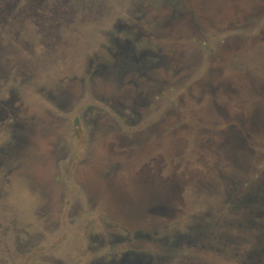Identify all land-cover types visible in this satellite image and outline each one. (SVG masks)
<instances>
[{
  "label": "rangeland",
  "instance_id": "374dc122",
  "mask_svg": "<svg viewBox=\"0 0 264 264\" xmlns=\"http://www.w3.org/2000/svg\"><path fill=\"white\" fill-rule=\"evenodd\" d=\"M84 2V9H75L61 30L64 58L60 53L57 58L46 57L47 40L39 33L41 37L34 35L35 41L24 45L26 50L20 45L26 56H42L33 76L8 84L0 77V100L13 97L8 91L12 87L14 105L22 110L21 128L10 130L11 148L4 145L8 154L0 152V264H119L122 257L115 254L125 248L107 244L105 223L94 212L93 202L103 196L114 202L112 192L116 193L115 213L138 220L140 207L146 208L149 195L152 198V191H157H133L135 185L146 182L171 193V200L158 196L150 212L165 216L148 213L136 225L137 230L158 232L157 241H138L129 246L138 254L127 252L123 258L144 264H264V160L250 155L264 151V129L258 132L260 139L244 129L238 154L228 151L230 144L225 151L218 150L215 142L222 137L214 133L215 123L221 122L227 137L235 140L242 125L264 122V0ZM72 3L77 0H68L71 9ZM256 10L259 14L253 15ZM190 11H195L193 21ZM144 51L159 59L157 68L147 60L148 55L143 61L132 60L135 52ZM134 74L156 78L150 81L154 89L137 88ZM50 76L65 79L67 93H74L67 85L75 78L79 88L82 83L90 88L95 77L100 84L111 81L114 89L124 87L120 92L136 89L144 111L137 104L135 112L125 116L119 107L101 111L98 119L102 124L110 122L111 133L101 127L102 133L92 134L93 125L83 118L82 143L88 144L86 152L98 154L103 151L97 147L102 137L116 143L132 135L128 148L137 154L99 159L93 165L92 155L81 156V140L73 127L75 113L54 107L53 114L62 121L56 125L65 128L70 146L63 155L65 161L47 159L55 139H41L31 124L48 120ZM192 95L194 116L185 114L181 119L196 121V129L191 132L184 126L178 142L185 146L184 152L188 144L195 146V155L183 160L184 153L177 160L169 150L155 145L162 131L171 132L175 125L176 106L189 109ZM93 103L105 107L93 95L82 105ZM161 105L163 110L153 111ZM92 117L96 115L90 113L87 120ZM206 127L211 132H205ZM210 138L212 150L204 149ZM259 140L262 144L257 147ZM164 142L171 145L172 134H165ZM141 145L158 151L143 155L137 150ZM203 151L206 155L201 157L198 153ZM167 162H180L182 171H174Z\"/></svg>",
  "mask_w": 264,
  "mask_h": 264
},
{
  "label": "flooded vegetation",
  "instance_id": "af4514ba",
  "mask_svg": "<svg viewBox=\"0 0 264 264\" xmlns=\"http://www.w3.org/2000/svg\"><path fill=\"white\" fill-rule=\"evenodd\" d=\"M75 2V0H73ZM76 6V8H75ZM83 6H85L84 0H77V3H72V9L68 4V0H0V77H5V82L8 84L9 80H12L13 82L19 81L20 77L24 76H33L36 70V64L40 60L38 58H41L39 56H36L34 53L31 56H26V53L24 52L25 47L24 45L26 43L31 42V39H33L35 36H40L39 33H44V38H46L47 42L45 43V54L46 57H58L59 53L62 56L63 49H64V41L63 37L61 36V30L66 26V23L70 21V16H72V13L76 12L77 10H83ZM73 10V11H72ZM254 10V9H252ZM211 11V10H210ZM179 14V13H178ZM176 14V15H178ZM182 14V13H181ZM195 11L188 12V15L191 16L192 21L195 19ZM259 14L257 10L253 11V15ZM180 15V14H179ZM86 19V18H84ZM84 19H81L82 21ZM191 26V25H189ZM41 37V36H40ZM23 42V43H22ZM20 45L24 47L23 53L22 49H20ZM134 47V46H133ZM137 51V49H135ZM135 55H132L134 57L135 62L137 61H143L146 60V56L148 55L149 62L154 66V68L158 67L159 59H157L155 56L150 55L149 51H144L143 53L135 52ZM129 57L131 56L128 53ZM45 57V58H46ZM63 57V56H62ZM61 57V58H62ZM151 57V58H150ZM64 58V57H63ZM29 73V75H27ZM153 74V73H152ZM157 77L160 76L158 73L155 74ZM134 78H132V81H135L137 88H152L154 89V86L151 85L150 81H154L153 76L149 75L146 76L144 79L143 75L134 74ZM49 80L51 81V89L49 91L51 102L49 105L52 106V108L45 110L46 117H48V120L43 121H34L31 124V128L34 130L35 133L39 134V137L41 139L48 138V139H55V143H50V150L52 149L51 146H54L55 150H49L47 152V159H54L58 160V163H61V161H65L67 159L66 156H63L65 153L67 154L68 146H70L69 143H67V135L65 132V128L61 125H56L61 121L60 116L54 115L52 112V109L54 107L62 109L69 108L72 112L71 114H74L75 118L73 119V127H74V134L75 137L79 139V142L81 140V146L82 151L81 156H84V154H90L94 158L93 165L97 164L99 159L101 160H110L111 158H114L116 156L122 155L124 157H130L131 155L135 154L136 152L132 148H128L129 140L133 138L132 135L127 137V135L123 136L121 140L112 142V140L108 141L105 139V137H102V141L100 140L99 148L103 149V151H99L100 153L96 152H86L88 144L83 146L84 143H82L83 133L84 131V125L82 123L83 118L87 121V123H91L92 126V134L96 131L101 132L99 129L102 127L103 131L110 132V129L113 128L110 125V122L107 120V123L102 124V122L99 121L98 117L100 116V112H104L111 109V111H114L116 107L120 108V111H123L122 116H125L124 113L128 111H133V107L137 104L139 111H144V104L138 103L137 97L142 99V97L135 91L136 89H132L129 87V89H126L124 92H120V90H123V88L114 89L113 83L109 80H107L106 83L100 84L96 81L95 77L92 78L91 87L90 88H84V83L82 88L78 87V83L74 80H78L75 78L74 80H71V84L67 85V88H72L74 91L71 93H67L65 89L63 88L65 79H58L57 77L50 76ZM23 84V82H21ZM5 85V84H4ZM151 85V86H150ZM194 88L195 83L191 84ZM190 85V87H191ZM16 86V83L13 84V87ZM189 87V88H190ZM8 91L10 92L11 96H13L9 100H0V141H2L3 147L0 148V152L4 155H7L8 152L4 150L5 146H8V148H11V138L13 137V134L10 132L12 129H18L21 128V125L19 124V118L20 113L22 110H20L19 107L15 106L17 102L15 101V90L14 88L10 87L8 88ZM7 91V92H8ZM119 91V92H118ZM12 92V93H11ZM68 94V95H67ZM70 94V95H69ZM95 96L96 99L99 101V103L102 104V106H105L104 108H99L97 103H93V105L87 104V107H84L83 102L90 101L91 96ZM164 95V94H162ZM194 95L189 98V101L191 99V104L189 109H183V105H178L177 113L175 116L177 117L175 125L172 127L171 132L169 130H163L162 135L158 136L159 140L156 142L155 147L166 151L169 150V154L174 157L175 159L179 160L178 158L180 155H185L182 157V159H191L195 154V146L187 145V150L184 152L185 146L178 141L182 139V129L185 126H189L191 129V132L193 131V128L196 129V121L194 120H188L185 122L182 117H186L185 114H188V116L193 115L195 112V100ZM193 98V99H192ZM94 100V99H93ZM133 101V103H132ZM144 101V99H143ZM97 102V101H95ZM132 103V104H131ZM83 104V105H82ZM81 106V109L79 108ZM161 106H155L156 108L153 109L155 112H160L163 110ZM109 109H107V108ZM107 111V113L109 112ZM90 113L96 115V117L90 118L88 121V117L90 116ZM62 114V112H61ZM98 115V116H97ZM66 118L62 117V120ZM67 121V120H66ZM115 122V120H112V123ZM44 123V124H43ZM65 123V122H64ZM246 125V124H245ZM242 125L238 133H235L236 136H233L235 140L229 139L227 137V134L223 131V128L221 126V122L215 123V135L221 134L222 139L220 141H216L217 143V149L218 150H226L227 144H230L232 149H228V151L237 152L238 154L240 151V148H243V137L241 132L244 129H250V131L253 132V134H258V138L260 137V134L258 132L263 131L264 129V122H258L257 125H253L252 127ZM96 127L97 130H93V128ZM13 130V131H14ZM205 132H211L207 127L205 128ZM111 133V132H110ZM165 134H172V141L173 143L171 145H167L164 142V135ZM195 134V132H194ZM194 136V135H193ZM192 136V137H193ZM151 137V136H150ZM149 137V138H150ZM260 139V138H259ZM52 140H50L52 142ZM212 139H208L206 146H204V149L210 150L211 149V141ZM177 141V142H176ZM257 138L255 137V143L257 142ZM118 142V143H117ZM190 143V140H188ZM177 143V144H176ZM192 143H194L192 141ZM93 142L91 143V146H93ZM262 142L259 140L258 146H260ZM5 145V146H4ZM131 147V146H130ZM154 146H146L141 145L140 148H137V150H140L143 155L150 154V150L158 151L155 149H151ZM85 148V149H84ZM172 150V152H171ZM212 150V149H211ZM7 152V153H6ZM210 151H208L209 153ZM206 152L203 151L200 154V156H205ZM229 153L230 155H232ZM79 154V153H78ZM137 154V153H136ZM163 153L160 152V156L162 158H165ZM235 154V153H234ZM54 155H57L58 158H54ZM252 156H255V159H262L264 160V151L262 153L254 152V154H250ZM172 160H174L172 158ZM1 163V162H0ZM176 164V165H175ZM167 166L170 165L172 169L176 172L181 169V163L177 162H167ZM144 171H142L143 173ZM260 173L255 174L253 180L256 182V179L259 178ZM133 191L136 192L138 190H146L147 192L149 189L152 190H161L160 188L154 187L152 184L146 182L140 185H135L133 187ZM112 199L113 201H106V199L103 197H100V200H95L93 202V208L95 209L94 212H96V215L99 219H101L105 223V233L106 237L103 236V238L108 239V245L114 246L115 245H121L125 249L117 252L115 256H119V258L122 257L119 264H144L141 261H131L127 260V258L123 255L128 253H135L138 254L137 251L133 247H129L132 244L141 241L145 244L154 243V241H157L155 237L158 236V232L154 233H148L147 231H143L142 227L137 230L136 225L140 223L143 219L142 216V210L141 212V219L140 220H128L126 217V214L123 212L121 216H118L115 213L114 206H117V201L115 199L116 193L112 192ZM242 200V201H246ZM248 202V201H246ZM76 212L79 209V206H76ZM112 208V210H111ZM264 212V210H263ZM112 218L115 223H111L108 220ZM115 218V219H114ZM116 218L119 220H116ZM140 218V216H139ZM138 218V219H139ZM108 219V220H107ZM111 220V219H110ZM124 220L127 223V227L123 226L124 224L121 223ZM117 228V231H113ZM117 232V233H116ZM155 236V237H154ZM131 255V254H130Z\"/></svg>",
  "mask_w": 264,
  "mask_h": 264
},
{
  "label": "water",
  "instance_id": "95a60500",
  "mask_svg": "<svg viewBox=\"0 0 264 264\" xmlns=\"http://www.w3.org/2000/svg\"><path fill=\"white\" fill-rule=\"evenodd\" d=\"M162 192H158V191H152V198H151V194H150V191H149V202H148V204L146 205V208H141L140 207V210H142V216H143V219H145V218H147V216H149L148 215V213H152V214H155L156 216H154V217H164L165 215H163L164 214V212L163 213H159V215L158 214H156L155 212H150V208H149V206L151 205V204H154L155 202H159L158 200V196H159V198L160 197H162V199L163 200H168V201H170L171 199V193H167V191H165V190H161ZM151 198V199H150ZM153 199V200H152ZM245 204L247 203L246 201L244 202ZM158 208V207H157ZM162 209H164L163 207H162ZM154 211L156 210L155 209V207H154V209H153ZM147 215V216H146ZM141 216V217H142ZM141 217L138 219V220H140L141 219ZM142 219V220H143Z\"/></svg>",
  "mask_w": 264,
  "mask_h": 264
}]
</instances>
